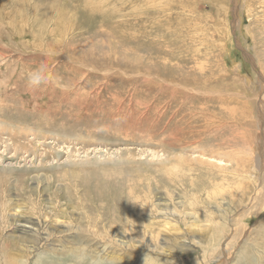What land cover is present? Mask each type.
I'll list each match as a JSON object with an SVG mask.
<instances>
[{
  "label": "rangeland",
  "instance_id": "rangeland-1",
  "mask_svg": "<svg viewBox=\"0 0 264 264\" xmlns=\"http://www.w3.org/2000/svg\"><path fill=\"white\" fill-rule=\"evenodd\" d=\"M263 128L264 0H0V264H264Z\"/></svg>",
  "mask_w": 264,
  "mask_h": 264
},
{
  "label": "bare ground",
  "instance_id": "bare-ground-1",
  "mask_svg": "<svg viewBox=\"0 0 264 264\" xmlns=\"http://www.w3.org/2000/svg\"><path fill=\"white\" fill-rule=\"evenodd\" d=\"M166 87V86H165ZM115 98H117V97H115ZM159 106V105H158ZM158 106H154L153 108H157V109H160V112H161V114L159 113V112H157V111H155V113H154V115H153V117L154 118H156V116L158 115L159 116V120H158V122L160 123V120L166 115V116H168V115H170L171 117L173 116V114L175 113V112H183V105L182 104H180V105H177L176 107H173L172 105H168V106H166V105H164V106H162L161 108L160 107H158ZM146 109V111H148V110H150V108L148 107H146L145 108ZM171 109H172V111H171ZM173 109H175V110H173ZM152 111H153V109H152ZM143 117H144V115H143ZM151 127L149 128V129H152V130H150V131H148L149 132V134L147 133V134H143V135H140L141 137H143V138H146V137H150L152 140H154L155 139V137L154 136H158V135H160V134H162V129L161 128H159L160 126L158 125V124H155V125H153V122L151 123ZM155 128V129H154ZM148 129V130H149ZM180 129H182L181 127H180ZM185 130V129H184ZM190 130V129H189ZM264 130V128L262 129V131ZM187 132V131H186ZM190 132V131H189ZM139 134H142L141 132H138ZM175 133V132H174ZM182 134V133H181ZM181 134H179V133H177V135H179V137L176 135V136H174V135H167V137L168 138H166V137H161V138H159L160 140H159V142H158V145L159 146H161V145H165L166 147H168L169 149H171V150H175V151H183V150H185L186 149V146H187V144H194V143H192V142H190L189 141V139L188 138H186L188 135H185V133H183L182 135ZM165 135V136H166ZM200 135V134H199ZM186 136V137H185ZM198 138V137H197ZM199 140V139H198ZM151 144V143H150ZM154 144V143H153ZM157 144V143H156ZM155 147L157 146V145H154ZM195 147V146H194ZM194 149V148H193ZM194 151V150H193ZM195 152V151H194ZM202 155V154H201ZM205 155V154H204ZM211 159H213L214 158V156H209ZM176 158V157H175ZM222 160V158H217V162H219V163H223V161H221ZM190 161V160H189ZM188 160H186V159H178V160H169V165L171 166V167H174V166H177L178 168H184L186 165H189V162ZM204 164V163H203ZM259 164L261 165V167L259 168V169H262V172L264 171V163H263V161H259ZM204 165H206V164H204ZM210 165V164H209ZM184 166V167H183ZM189 169V168H188ZM224 169H226V168H224ZM193 169H189V171H192ZM174 172V171H173ZM186 172V171H185ZM180 174L182 175V171H180ZM260 174H261V172H260ZM180 175V176H181ZM172 176H174V175H172ZM262 176V175H261ZM264 176V175H263ZM183 177V176H182ZM132 180H133V178H132ZM183 180V179H182ZM151 182V181H150ZM262 184V183H261ZM151 185V184H150ZM130 186V185H129ZM134 186V185H133ZM157 186V185H156ZM158 188V187H157ZM176 189H177V187H175ZM151 189V188H150ZM151 191V190H150ZM132 193V192H131ZM128 197V196H127ZM136 197V196H135ZM139 198V197H138ZM137 198V199H138ZM162 199V198H161ZM142 200V199H141ZM140 200V201H141ZM140 201H138V200H135V202L138 204L137 206H136V208H140L141 207V205H140ZM131 202V201H130ZM147 205H148V203H146ZM144 205V204H143ZM128 207V206H127ZM147 207V209L148 210H150V206L148 205V206H146ZM135 208V207H134ZM147 209H145V210H147ZM14 217L17 219V229L19 230V236L18 237H14V236H12V237H10V238H8V241H7V243H5V245H4V248L7 250V252H8V256H9V259H12V260H18L20 257H18L17 259H15L14 257H16L17 256V254L15 253V252H17V253H19V252H21V250H19L20 248H22L23 250H24V248H28V250L30 249V251L31 252H33V250L36 248V236L33 234L34 233V225L32 224V223H30L29 221H28V218L27 217H25V215H24V213L22 212V209H21V207H19V206H17V207H15L14 209ZM132 211V210H131ZM139 213H140V209H139V211H138ZM130 213V212H129ZM129 217H131V218H134V214H131V215H129ZM128 219V218H127ZM134 220V219H133ZM45 223H46V221H45ZM131 223V226H127V225H124L123 227L124 228H127V230H129L130 232H132V234L133 235H135V234H137V233H139V231H142L143 229H141V228H139L137 225L139 224V222L138 221H136V220H134V221H131L130 222ZM116 224L117 223H115L113 226H116ZM128 227H130V228H128ZM172 227V226H171ZM36 231V230H35ZM161 231V230H160ZM220 230L218 229V228H216L215 229V233H218ZM224 230L222 229V231H220V232H223ZM129 233V232H128ZM138 236V235H137ZM151 236H153V235H151ZM155 236V235H154ZM30 239L31 240V245L30 246H27V245H24L23 243L24 242H26V239ZM125 240V239H124ZM157 242V241H156ZM153 243V242H152ZM122 245H127V242H125V241H122L121 242V246ZM109 246H111L112 247V245H110L109 243H107V244H105L103 247L104 248H107V247H109ZM126 247V246H125ZM135 249V248H134ZM136 249H138V248H136ZM142 249H144V247H142ZM138 250V251H140V253L142 254V255H145V253H148V252H146V251H144V250ZM226 250V249H225ZM6 252V253H7ZM13 252V253H12ZM141 255V256H142ZM172 255V254H171ZM13 257V258H12ZM171 259V258H170ZM23 260V258H21V261ZM144 260V259H143ZM171 263V262H170ZM161 264H162V261H161ZM165 264V263H164Z\"/></svg>",
  "mask_w": 264,
  "mask_h": 264
},
{
  "label": "clouds",
  "instance_id": "clouds-1",
  "mask_svg": "<svg viewBox=\"0 0 264 264\" xmlns=\"http://www.w3.org/2000/svg\"><path fill=\"white\" fill-rule=\"evenodd\" d=\"M52 77L46 66L41 65L39 68L32 70L27 75V85L32 89H38L42 85H47ZM144 264H161L158 256L146 253L144 257Z\"/></svg>",
  "mask_w": 264,
  "mask_h": 264
}]
</instances>
